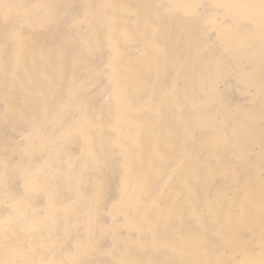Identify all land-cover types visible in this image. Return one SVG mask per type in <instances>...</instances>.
I'll list each match as a JSON object with an SVG mask.
<instances>
[{
    "label": "bare ground",
    "instance_id": "bare-ground-1",
    "mask_svg": "<svg viewBox=\"0 0 264 264\" xmlns=\"http://www.w3.org/2000/svg\"><path fill=\"white\" fill-rule=\"evenodd\" d=\"M259 3L0 0V264H264Z\"/></svg>",
    "mask_w": 264,
    "mask_h": 264
},
{
    "label": "snow or ice",
    "instance_id": "snow-or-ice-1",
    "mask_svg": "<svg viewBox=\"0 0 264 264\" xmlns=\"http://www.w3.org/2000/svg\"><path fill=\"white\" fill-rule=\"evenodd\" d=\"M5 7H8V6L5 5ZM233 7H235V6H233ZM248 7H257V6L249 5ZM258 7H259V17H260L259 26H260L262 34H264V0H260Z\"/></svg>",
    "mask_w": 264,
    "mask_h": 264
},
{
    "label": "rangeland",
    "instance_id": "rangeland-1",
    "mask_svg": "<svg viewBox=\"0 0 264 264\" xmlns=\"http://www.w3.org/2000/svg\"><path fill=\"white\" fill-rule=\"evenodd\" d=\"M240 93H241V94H246V93H243V92H241V91L238 92V93L235 92L234 95H233V100H234L235 102H237V103L239 102V103H241V104H244V103L246 104V103L248 102V101L246 100V98H248L247 95H246V97H245V99H244V95L242 96ZM237 94H238V95L240 94L241 97H239L240 95L237 97ZM235 96H236L237 98H236ZM234 98H236V99H234ZM238 98H239V99H238ZM240 98H241V102L238 101V100H240ZM242 99H243V100H242Z\"/></svg>",
    "mask_w": 264,
    "mask_h": 264
}]
</instances>
